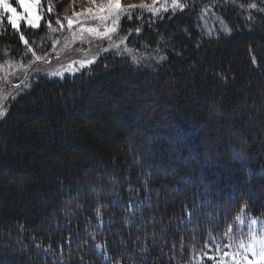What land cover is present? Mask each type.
<instances>
[{"label":"trees","instance_id":"trees-1","mask_svg":"<svg viewBox=\"0 0 264 264\" xmlns=\"http://www.w3.org/2000/svg\"><path fill=\"white\" fill-rule=\"evenodd\" d=\"M81 1L4 22L0 64L47 56ZM179 2L124 17V53L8 99L0 264H216L264 217V0Z\"/></svg>","mask_w":264,"mask_h":264},{"label":"rangeland","instance_id":"rangeland-1","mask_svg":"<svg viewBox=\"0 0 264 264\" xmlns=\"http://www.w3.org/2000/svg\"><path fill=\"white\" fill-rule=\"evenodd\" d=\"M12 2L14 3V0ZM141 3L159 9V11L154 15L147 9L140 8L139 5ZM171 3L172 0H156L155 3H153V0H121V7L127 9L128 5L135 4L137 7L129 10L132 13L142 10L149 13L150 16H156L180 10L179 8L173 10ZM102 4L106 6L107 0H94V2L93 0H83L71 11L66 12L64 23H62L63 27L60 26L59 30L56 31L57 35L53 41V50L47 56L40 59H35L36 57H34L33 60L27 63L8 62L0 64V110L6 113L8 99L18 90L26 88L29 84L28 80L32 76L43 75L47 78L62 80L64 76H73L90 66L98 59L99 55L105 52H125L126 38L119 34V29L123 18L127 17V15L121 16L120 20L113 25L114 16L109 17L107 20L100 18L104 15V13L98 12ZM14 6L19 7L15 4ZM165 7L168 9L167 11H164ZM89 9L91 11H88ZM0 16H3V23H7L6 14L0 12ZM68 20L73 21L71 27L68 25ZM42 21L43 19L40 21V25ZM3 23L0 24V30L3 29ZM24 26V24H21V27ZM39 28L33 30H38ZM87 29H95L96 31L90 32ZM90 61L91 63H89ZM53 72L61 73L62 75L53 76L51 75ZM20 78L22 79L18 81ZM253 220L256 221L255 224L252 223ZM243 221L244 218H241L240 228L243 226ZM246 222V228H242L239 238L225 251L228 253L227 256L223 257L225 264H233L234 258L244 255L252 258L251 253L246 251L248 245L259 250L260 244L258 241L264 239V217L250 218ZM241 241L245 247H240Z\"/></svg>","mask_w":264,"mask_h":264},{"label":"snow or ice","instance_id":"snow-or-ice-1","mask_svg":"<svg viewBox=\"0 0 264 264\" xmlns=\"http://www.w3.org/2000/svg\"><path fill=\"white\" fill-rule=\"evenodd\" d=\"M94 2V0H93ZM156 0H153V3H155ZM15 5H18L19 7L17 8ZM41 5V0H14V3L12 0H0V12L3 14H6L7 16V24L11 26L13 30L19 31L21 24H24L26 27L29 28H39L40 27V21L44 18L43 17V10L40 7ZM187 5L179 3V0H172L171 7L173 10L179 8L181 11L186 7ZM137 5L135 4H130L128 5L127 9H124L121 7V0H107V4L101 5V7L98 9V12L104 13L100 18L102 20H107L109 17H113V25H115L123 15H127L128 19L132 18V12L129 11L130 9H135ZM140 8L147 9L149 12H152L154 15L159 11V9H156L150 5L141 3L139 5ZM251 7L255 8L256 5L252 4ZM167 7L164 8V11H167ZM48 11L51 12L52 8L49 6ZM88 11H91L89 9ZM139 18V17H137ZM57 24H60L61 27L63 25L61 24V21L57 19L55 21ZM3 23V16H0V24ZM48 27H52V21L49 19L48 22ZM73 24L72 20H68V25L71 27ZM114 30V28H113ZM225 32L230 31L227 27H225ZM55 31V29H53ZM84 31V29H82ZM87 31L90 32H95V29H87ZM137 32L140 31L139 28L136 29ZM21 40H24V43L27 44L28 41L24 39V36H20ZM31 50V49H30ZM37 59H40L37 57ZM91 63V61L89 62ZM51 75H62L61 73H56L53 72ZM18 87V85H17ZM5 115V112L3 110H0V117H3ZM253 224L256 223L255 220L252 221ZM260 244L259 250L256 248L252 247L251 245L247 246L246 251L251 253L252 258H249V256L244 255L242 257L234 258L233 264H264V239H261L258 241ZM39 247V245H38ZM224 247H227L225 245ZM240 247H245L244 243L241 241L240 242ZM216 251L220 252L222 249L217 245L216 246ZM207 258L208 261H215L216 264H225L224 262V256H227L228 253L224 252L223 256L217 258L216 256L213 255H208L207 253L204 254Z\"/></svg>","mask_w":264,"mask_h":264}]
</instances>
